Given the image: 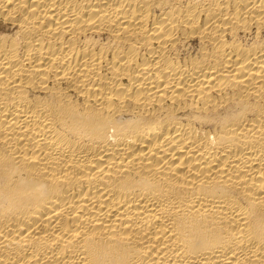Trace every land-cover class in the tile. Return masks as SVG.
I'll use <instances>...</instances> for the list:
<instances>
[{"label":"bare ground","instance_id":"6f19581e","mask_svg":"<svg viewBox=\"0 0 264 264\" xmlns=\"http://www.w3.org/2000/svg\"><path fill=\"white\" fill-rule=\"evenodd\" d=\"M0 264H264V0H0Z\"/></svg>","mask_w":264,"mask_h":264}]
</instances>
